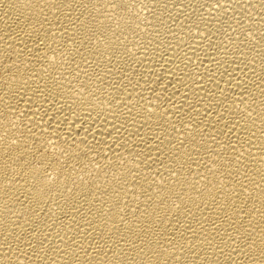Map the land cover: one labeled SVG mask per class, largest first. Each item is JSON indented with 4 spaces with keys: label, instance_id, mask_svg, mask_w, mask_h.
<instances>
[{
    "label": "bare ground",
    "instance_id": "obj_1",
    "mask_svg": "<svg viewBox=\"0 0 264 264\" xmlns=\"http://www.w3.org/2000/svg\"><path fill=\"white\" fill-rule=\"evenodd\" d=\"M141 2L0 0V264H264V0Z\"/></svg>",
    "mask_w": 264,
    "mask_h": 264
},
{
    "label": "rangeland",
    "instance_id": "obj_2",
    "mask_svg": "<svg viewBox=\"0 0 264 264\" xmlns=\"http://www.w3.org/2000/svg\"><path fill=\"white\" fill-rule=\"evenodd\" d=\"M131 1H132L133 3H132ZM128 2H129V4H130V2H131L132 6L137 7V8H136L137 13H141V14H142V13L145 11L144 6H142L143 3L141 2V0H135V1H134V0H128ZM131 4H130V6H129V5H128V6H129V7H132ZM141 4H142V5H141ZM135 7H132V8L135 9ZM138 7H139V8H138ZM141 7H142V8H141ZM129 9H130V8H129ZM143 9H144V10H143ZM130 10H131V9H130Z\"/></svg>",
    "mask_w": 264,
    "mask_h": 264
}]
</instances>
